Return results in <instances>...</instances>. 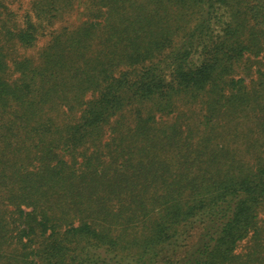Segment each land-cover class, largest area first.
I'll use <instances>...</instances> for the list:
<instances>
[{
	"label": "trees",
	"instance_id": "1",
	"mask_svg": "<svg viewBox=\"0 0 264 264\" xmlns=\"http://www.w3.org/2000/svg\"><path fill=\"white\" fill-rule=\"evenodd\" d=\"M76 2L0 11V264H264V0Z\"/></svg>",
	"mask_w": 264,
	"mask_h": 264
},
{
	"label": "rangeland",
	"instance_id": "2",
	"mask_svg": "<svg viewBox=\"0 0 264 264\" xmlns=\"http://www.w3.org/2000/svg\"><path fill=\"white\" fill-rule=\"evenodd\" d=\"M6 4V7L3 9H0V11L4 12L6 15L8 13H12L13 16L11 17V22H17L19 24H23L25 21V17L27 14H31V6H32V0H3ZM89 0H77L75 5V11L72 12L69 16H66V21L69 24H75L84 19V16L82 15L84 13V10L86 8V4ZM7 10V12L3 11ZM47 38H41L35 47L24 49L22 47H18L15 50V54L18 56H25V55H36L39 50L46 44ZM262 218H264V214H262ZM246 245V242H242L239 251L244 250V247Z\"/></svg>",
	"mask_w": 264,
	"mask_h": 264
}]
</instances>
